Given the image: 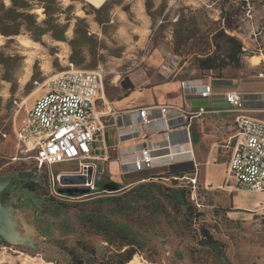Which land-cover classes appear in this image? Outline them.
I'll return each instance as SVG.
<instances>
[{
  "label": "rangeland",
  "instance_id": "1",
  "mask_svg": "<svg viewBox=\"0 0 264 264\" xmlns=\"http://www.w3.org/2000/svg\"><path fill=\"white\" fill-rule=\"evenodd\" d=\"M45 1L0 0V179L7 181L0 202L14 225L10 235L33 239V246L1 239L7 247L2 264H105L121 247V231L142 241L130 259L138 264H264V223L231 219L199 181L194 195L189 184L177 186L187 179L176 177L166 181L172 186L96 187L89 195L75 185L66 197H54L44 178L34 179L14 133L47 82L68 70L101 69L110 104L166 81L207 74L197 60L214 53L226 60L230 50L225 37L213 40L219 31L241 43L238 67L220 74L258 64L264 59V0H107L99 8L57 0L53 19ZM76 168L63 163L53 171Z\"/></svg>",
  "mask_w": 264,
  "mask_h": 264
},
{
  "label": "crops",
  "instance_id": "2",
  "mask_svg": "<svg viewBox=\"0 0 264 264\" xmlns=\"http://www.w3.org/2000/svg\"><path fill=\"white\" fill-rule=\"evenodd\" d=\"M263 62L264 59L246 69L229 70L227 75L213 77L207 73L190 78L195 86L208 78L212 90L206 98L194 92L184 93L179 85L181 80L151 86L138 91L136 96H125L110 104L104 98L103 120L110 123L104 128L105 146L100 153L102 159L97 162L102 176L118 184L124 192L142 183L172 186L166 181L176 173L169 171V167L189 164L188 170H176L182 174L177 178L182 179V176H192L193 165H196L197 181L227 216L264 223V194L238 189L234 182H225L234 117L239 114L231 110L225 93L235 92L241 96L242 114L264 120ZM163 105L184 109L185 118L176 117L178 114L169 111L164 120H159L161 117L156 109ZM142 108H148L149 116H156V120L149 125H140L138 111ZM198 108L205 112L190 115ZM145 146L164 152L165 157L160 158V164L152 169L136 171L131 163ZM185 183L189 184L182 181V185L177 186L184 188Z\"/></svg>",
  "mask_w": 264,
  "mask_h": 264
},
{
  "label": "built area",
  "instance_id": "3",
  "mask_svg": "<svg viewBox=\"0 0 264 264\" xmlns=\"http://www.w3.org/2000/svg\"><path fill=\"white\" fill-rule=\"evenodd\" d=\"M82 1L95 6L96 2L102 5L107 0ZM103 75L101 69H74L55 76L14 128L16 139L22 145L20 153L30 160L34 174L44 178L54 197H66L70 193L65 191L75 186L61 185L63 175L83 176L85 182L78 187L88 195L97 192L96 184L103 178L97 167L105 146L104 114L97 109L99 101L102 105L105 102ZM179 85L184 93L194 92L202 98L208 97L212 90L208 78L196 86L191 80H181ZM225 100L232 111L239 112L234 117L225 182H234L238 189L264 194V120L242 114L243 99L235 92L225 93ZM156 110L161 117L159 120H164L169 111L178 114L176 117L185 118L184 109L174 106H158ZM148 111V108L138 111L140 125H149L156 120V116L150 117ZM204 112L203 108H198L190 115ZM163 157L164 152L145 146L131 165L136 171L152 169ZM63 163H76L77 168L53 171L54 166ZM197 174V166L193 165L192 176L180 177L187 179L193 195ZM6 255L7 247L0 244V264L4 263Z\"/></svg>",
  "mask_w": 264,
  "mask_h": 264
},
{
  "label": "trees",
  "instance_id": "4",
  "mask_svg": "<svg viewBox=\"0 0 264 264\" xmlns=\"http://www.w3.org/2000/svg\"><path fill=\"white\" fill-rule=\"evenodd\" d=\"M45 3H46V6H45L46 13L50 19H53L52 17L57 13V10L60 9L58 2L57 0H46ZM26 6L27 5H24V4L22 5V7H26ZM221 36L225 37L226 42L230 45V50L226 55V60L222 58L220 59V55L216 53L211 54V55L205 54L204 56H202L201 58L197 60L198 61L197 67L200 70H205L207 71V73L209 72L213 73V71L217 70L219 72L218 76H221L222 74L220 73H222L225 70V68L229 66L230 67L233 66L234 68L238 67V62H239L238 56L241 50V43L239 42V40H237L235 37H232V36H225L222 31H219L213 34L212 38L216 43V40ZM176 168L177 167L168 168V170L171 171L172 173H176L174 174L175 176L173 175V177H179L182 175L181 172L176 171L177 170ZM158 176L162 177L163 175H158ZM96 187L100 188L98 190H115V189L120 188L118 184H115L105 179L104 177L101 179V181H99L96 184ZM153 209H157V208L154 207ZM203 233H204L205 239L207 240V241L205 240L206 243L212 242L211 235L207 231H203ZM119 237L121 240V247L119 248L116 254H111L109 256V259L107 260V262H105V264H125L136 253L137 251L136 247L142 244V241L139 238L135 236L128 237V235L124 233L123 231L120 232ZM211 246L214 247L213 244ZM82 263L83 262L81 259H77L76 263L71 261V264H82Z\"/></svg>",
  "mask_w": 264,
  "mask_h": 264
},
{
  "label": "water",
  "instance_id": "5",
  "mask_svg": "<svg viewBox=\"0 0 264 264\" xmlns=\"http://www.w3.org/2000/svg\"><path fill=\"white\" fill-rule=\"evenodd\" d=\"M6 182H7L6 180L0 179V191L4 188ZM84 182H85V178L79 175H63L60 177L61 185H80L83 184ZM6 209L7 207L5 205H2L0 202V240L4 239L7 240L8 242H11L12 237H15L18 238L19 240L22 239L28 240L29 244L33 246L32 237H28L27 235L21 236L19 234L13 235V233L12 235H10V231L14 225H12L13 223L11 224L10 221L6 218L7 215Z\"/></svg>",
  "mask_w": 264,
  "mask_h": 264
},
{
  "label": "bare ground",
  "instance_id": "6",
  "mask_svg": "<svg viewBox=\"0 0 264 264\" xmlns=\"http://www.w3.org/2000/svg\"><path fill=\"white\" fill-rule=\"evenodd\" d=\"M95 7H96V8H99V7H100V3H97V2H96V3H95ZM36 12H39V9H38ZM18 41H19V43H20L21 45H23V46H25V47L30 46V44H31V42H30L29 40L20 39V37H19ZM185 150H186V153L188 154L189 151H190V147L188 146V148L185 149ZM46 264H48V263H46ZM125 264H138V262H137L136 260H129V261L126 262Z\"/></svg>",
  "mask_w": 264,
  "mask_h": 264
},
{
  "label": "flooded vegetation",
  "instance_id": "7",
  "mask_svg": "<svg viewBox=\"0 0 264 264\" xmlns=\"http://www.w3.org/2000/svg\"><path fill=\"white\" fill-rule=\"evenodd\" d=\"M32 170H33V168H32ZM33 177H34V179H37V180H40V178L43 179V177H37V176L34 174V172H33Z\"/></svg>",
  "mask_w": 264,
  "mask_h": 264
}]
</instances>
